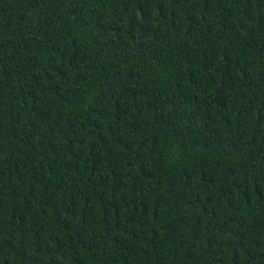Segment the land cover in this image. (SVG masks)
I'll list each match as a JSON object with an SVG mask.
<instances>
[{"label":"trees","instance_id":"trees-1","mask_svg":"<svg viewBox=\"0 0 264 264\" xmlns=\"http://www.w3.org/2000/svg\"><path fill=\"white\" fill-rule=\"evenodd\" d=\"M0 264H264V0H0Z\"/></svg>","mask_w":264,"mask_h":264}]
</instances>
